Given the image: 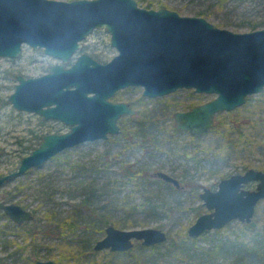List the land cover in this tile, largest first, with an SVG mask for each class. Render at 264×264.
Returning <instances> with one entry per match:
<instances>
[{
    "label": "rangeland",
    "instance_id": "rangeland-1",
    "mask_svg": "<svg viewBox=\"0 0 264 264\" xmlns=\"http://www.w3.org/2000/svg\"><path fill=\"white\" fill-rule=\"evenodd\" d=\"M164 1L182 14L204 15L231 30L264 27V0ZM76 51L73 57L88 51L102 61L118 52L104 27L94 28ZM73 57L66 63L70 64ZM52 62L62 60L30 43L23 45L18 57H0V174L17 168L44 133L71 128L59 118L20 110L9 99L16 74L40 75ZM142 90V85H129L111 96L136 109L118 119V133L66 147L0 187V200L27 206L35 214L28 226L40 225L35 238L26 226H18L0 212V264H31L26 255L34 241L40 248L39 257L52 258L56 264H91L94 259L103 264H159V253L138 240L132 254L113 261L106 249L96 250L95 242L106 233L103 220L108 219L110 224L121 222V228L160 227L174 238L181 237L199 214L208 211L199 196L204 188H218L220 179L231 172L244 171L249 166L264 168V89L247 94L246 102L232 112H217L211 129L194 136L176 126L175 111L209 100L214 92L181 87L168 94L146 96ZM225 115L226 122H221ZM157 170L177 176L180 187L157 176ZM60 220H71L75 225L62 233L45 231ZM254 220L264 226L263 200ZM237 222L231 221V227L222 233H238ZM6 238L12 243H7ZM168 242L160 247L162 255L167 252ZM200 243L208 246L207 240ZM181 252L179 257L183 259L185 254Z\"/></svg>",
    "mask_w": 264,
    "mask_h": 264
},
{
    "label": "water",
    "instance_id": "water-1",
    "mask_svg": "<svg viewBox=\"0 0 264 264\" xmlns=\"http://www.w3.org/2000/svg\"><path fill=\"white\" fill-rule=\"evenodd\" d=\"M110 32L118 52L104 61L83 51L94 28ZM42 47L62 62L52 63L40 75L16 74L12 104L59 118L70 125L64 132H46L17 168L0 175V187L15 175L87 139L108 138L121 129L118 119L135 108L111 99L120 88L142 85L146 96H160L181 87L215 93L214 97L175 111L176 126L193 136L215 124L219 111L246 102V95L264 89V27L236 31L214 24L204 15L182 14L169 6H143L138 0H0V57H18L23 45ZM156 175L180 187V179L166 170ZM254 188H249L251 183ZM208 211L188 227L197 238L231 221L251 223L264 199V170L250 166L220 179L218 188L199 193ZM0 210L15 223L33 220L32 210L18 202L0 200ZM95 242L98 251L125 252L136 240L144 246L167 242L160 227L121 228L108 225ZM36 264H56L42 259Z\"/></svg>",
    "mask_w": 264,
    "mask_h": 264
},
{
    "label": "trees",
    "instance_id": "trees-1",
    "mask_svg": "<svg viewBox=\"0 0 264 264\" xmlns=\"http://www.w3.org/2000/svg\"><path fill=\"white\" fill-rule=\"evenodd\" d=\"M138 1L142 5L155 8L169 5L164 0ZM229 112H232V110H230ZM225 117L226 115L222 117L221 122H226L227 119H225ZM140 170L141 169H136V171L138 172ZM0 212L3 215H6V213H4L2 210H0ZM93 219H95V217ZM27 222L23 224L17 223V225L26 226V230H28L32 234V236L36 238V232L40 225L34 228L35 225L28 226ZM103 222H105L107 226L113 224L115 226L121 225V222H114L113 224H110V221H108V219H104ZM70 225L73 226L75 224L72 223L71 220H60L55 225L45 228V231L47 233L51 231H59L60 233H62L63 230L68 228ZM230 225L231 224L229 223L223 228L210 230L209 232H205L197 238L189 236L188 233H183L181 237L177 238H174L172 235L168 234L167 241L169 242L167 244V252H165L163 255L161 254L163 252L160 250V247L167 242L146 247H150L154 253H159V255L157 256L159 264H163V261L168 262V260L173 264H264V234L262 232L264 230V226L261 227L260 225H258V223L254 219L251 223L238 221L236 223L237 230H235L238 233L233 231L234 234H223L222 231H228V229L231 227ZM242 232H244L245 235L247 234L249 237L240 234ZM202 240H207L208 246H204L203 244H201L200 241ZM5 241L9 244L12 243V239L10 238H6ZM181 247L185 248L183 249ZM39 249L40 248L38 246V242L34 241V243L31 244V248L26 255V259L31 264H36L39 258H41L39 257ZM133 249L134 248L125 252H112L106 249V253H109V256L111 258L110 260L113 261L116 257L125 256V254H132ZM181 250L185 254L183 259L179 257V255L182 253ZM1 261L2 258H0V262ZM99 263L103 264L102 260L94 259L91 264Z\"/></svg>",
    "mask_w": 264,
    "mask_h": 264
},
{
    "label": "flooded vegetation",
    "instance_id": "flooded-vegetation-1",
    "mask_svg": "<svg viewBox=\"0 0 264 264\" xmlns=\"http://www.w3.org/2000/svg\"><path fill=\"white\" fill-rule=\"evenodd\" d=\"M82 46H83V45H82ZM82 46H81L80 48H82ZM87 52H88V51H87ZM80 53H82V52H80ZM78 54H79V53H78ZM90 54H91V53H90ZM91 55H92V54H91ZM73 56H74V55H73ZM92 56L94 57L95 55H92ZM75 57H76V56H75ZM75 57H73V59H74ZM95 57H96V56H95ZM96 58H97V57H96ZM97 59H98V58H97ZM69 60H70V59H69ZM69 60H68V61H69ZM98 60H100V59H98ZM107 60H108V59H107ZM100 61H102V60H100ZM105 61H106V60H105ZM105 61H104V62H105ZM52 63H54V62H52ZM71 63H73V60H71ZM71 63H70V64H71ZM66 64H67V63H66ZM50 65H51V64H50ZM50 65H49V66H50ZM67 65H69V64H67ZM48 68H49V67H48ZM130 104H131V103H130ZM131 106H132V105H131ZM133 108H134V107H133ZM135 110H136V109H135ZM42 137H43V136H42ZM249 167H250V166H249ZM257 168H258V167H257ZM262 169L264 170V168H262ZM0 175H2V174H0ZM250 185H252V186H256V183L253 182V183H251ZM250 185H249V186H250ZM249 186H248V187H249ZM250 188H251V187H250ZM262 200H264V199H262ZM262 200H261V201H262ZM261 201H260V202H261ZM260 202L258 203V205L260 204Z\"/></svg>",
    "mask_w": 264,
    "mask_h": 264
}]
</instances>
